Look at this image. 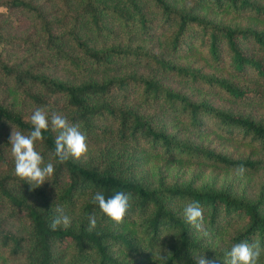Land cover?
I'll return each mask as SVG.
<instances>
[{
  "label": "trees",
  "instance_id": "trees-1",
  "mask_svg": "<svg viewBox=\"0 0 264 264\" xmlns=\"http://www.w3.org/2000/svg\"><path fill=\"white\" fill-rule=\"evenodd\" d=\"M78 9L71 12L62 1L63 11L72 21L71 27L60 33L54 32L56 22L46 19L40 5L32 0H0V42L9 39L2 27L9 21L17 22L15 13H29L37 22L50 49L53 63L85 71L87 67L111 68V61L134 59L151 64L156 69L179 81L192 83L221 93L230 101L248 103L264 101V29L249 26L220 25L190 11L176 9L166 0H153L164 16L162 24H174L168 35L169 44L181 51L188 39V32L195 30L199 46L215 66L229 68L228 73L241 80L253 81L246 86L220 76L177 65L147 50L128 47L94 49L80 37L79 21L87 16L91 29L108 34L102 16H115L124 25L129 22L140 33H149L151 19L145 17L134 0L124 3L134 14L129 19L122 9L105 5L103 0H75ZM216 6L226 4L234 10H245L264 17V6L251 0H210ZM5 20V25H2ZM18 24V22L16 23ZM32 46L31 41H25ZM70 44L76 56L66 46ZM257 55L254 56V55ZM24 65L7 57L0 50V130L14 128L27 135L32 129L30 117H25L7 95L22 99L37 108L65 116L70 123L78 124L87 138H115L121 145L116 152L97 150L86 161L69 159L57 164L52 154L55 150L56 133H43V142H37L36 150L44 162L52 160L54 174L49 181L35 189L15 175L11 145L7 135L0 134V254L23 260V264H197V256L222 264L233 244L247 241L258 242L264 253V197L254 201L233 195L226 190L214 191L192 188L186 185H167L158 180L151 186L135 174V159L127 147L144 146L149 153L169 159H202L224 168L245 170L260 168L262 160L232 158L209 148L194 145L169 134L156 113H140L123 105H114L106 99L120 91L138 88L144 102L165 106L186 121L188 129L195 133L216 131L226 137H240L257 145L264 152V122L250 115L232 113L216 108L205 101L190 97L165 86L157 78L127 74L110 77L103 81L87 80L80 83L63 81L51 74ZM4 98H6L4 100ZM63 98L66 111L56 103ZM114 124L108 130L95 122ZM109 198L116 192L131 194L130 208L119 225L110 223L97 204L92 203L96 192ZM199 202L204 209L207 228L213 233L221 222L239 219V226L230 237L227 249L212 248L208 235L189 225L183 216L184 206ZM57 205L72 218L71 226L52 231L49 227ZM94 215L97 227L87 231L88 216ZM197 231V233H196ZM200 232L201 237H198ZM166 243V244H165ZM124 253L131 259L121 260Z\"/></svg>",
  "mask_w": 264,
  "mask_h": 264
},
{
  "label": "rangeland",
  "instance_id": "rangeland-1",
  "mask_svg": "<svg viewBox=\"0 0 264 264\" xmlns=\"http://www.w3.org/2000/svg\"><path fill=\"white\" fill-rule=\"evenodd\" d=\"M35 4L40 5L45 12L46 19L50 21H58L61 18L63 22H56L54 27L55 33H60L64 29H68L72 25L70 18H66L67 14L63 11L62 1H65L66 7L71 12L78 9L79 4L75 0H32ZM141 8L145 17L151 19L149 24V33H140L138 27L132 22L128 25L122 24L115 16L103 15V25L107 29L108 34L96 35L88 23L87 16L79 21L80 37L86 41L94 49H104L109 47H128L133 50H147L151 53L160 55L177 65L186 66L205 73L206 75H216L226 78L232 82H238L246 86L254 85L251 79L241 80L239 77L228 73L229 68L215 66L210 57L203 52L199 46L198 37L195 36V30L191 29L187 36L188 39L183 44L181 51H175L171 48L168 40L169 33L173 30L174 24L168 26L162 24L164 16L156 7L153 0H134ZM169 6L190 11L200 17L220 25L230 26H249L264 29V17L255 16L245 10H234L226 4L216 6L210 0H166ZM257 4L264 6V0H251ZM105 5L114 6L122 9L129 19H134V14L124 3V0H103ZM18 17L17 22L9 21L5 25L2 20V33L8 37L6 43L0 42V50L3 49L7 57L12 60L21 61L24 65H33L32 68L63 81L72 83H80L87 80L103 81L110 77H121L127 74L135 73L142 76H150L157 78L165 86L179 90L192 100L205 101L216 108L229 110L232 113L250 115L252 118L264 122V101H250L248 103H237L230 101L221 93L212 91L205 87L192 83L179 81L173 76L163 73L149 63L137 61L134 59L111 61L112 67L106 69L87 67L85 71H72L70 68L53 63L51 60L50 49L45 46V37L40 27L29 13H15ZM135 21V19H134ZM25 41H31L32 46L26 45ZM67 50H70L76 56L73 47L68 44ZM254 56L257 57L255 54ZM264 87V82H259ZM7 101L12 103L14 107L22 112L27 118L33 112V106L25 102L20 95L12 97L7 95ZM6 98H4L5 100ZM112 103L114 105H123L140 113H156L160 121L163 123L165 130L175 135L177 139L188 141L194 145L203 148H209L217 153L232 158L262 160L260 168L255 170H246L243 175H238L236 169L224 168L218 164L209 163L202 159H169L165 156H156L149 153L144 146L127 147L129 153L135 159V174L144 183L156 186L158 180L167 185H186L192 188H204L214 191L226 190L229 193L242 197L247 201H254L260 194L264 197V152L255 144L240 137H226L216 131L206 130L201 133H195L188 129L186 121L175 115L165 106L144 102L140 98L138 88H129L125 92L120 91L113 93L106 99H99ZM56 103L61 110L66 111L65 101L60 98ZM46 110V109H45ZM97 126L105 129H114L112 123L95 122ZM13 128L8 130L1 129V135L10 137ZM88 152L80 160L86 161L88 158L94 157L97 150L107 149L116 152L121 145L116 139L111 137L102 139L97 136L87 138ZM239 219L234 218L227 222H221L216 232L209 230L208 225L204 226L207 232L210 246L212 248L227 249L230 245V237L234 230L239 226ZM197 233V231H196ZM201 237L200 232L197 234ZM166 244V243H165ZM121 260L131 259L124 253L119 254ZM261 264H264V253L261 252ZM23 260L9 258L5 252L0 254V264H23ZM224 264V263H222Z\"/></svg>",
  "mask_w": 264,
  "mask_h": 264
},
{
  "label": "clouds",
  "instance_id": "clouds-1",
  "mask_svg": "<svg viewBox=\"0 0 264 264\" xmlns=\"http://www.w3.org/2000/svg\"><path fill=\"white\" fill-rule=\"evenodd\" d=\"M32 129L27 135L16 129H12L9 138L11 156L14 160L15 175L35 189L49 181L54 174L52 160L45 163L43 156L36 150L37 142H43V133L51 130L56 133L55 150L52 154L57 164H64L70 158L79 161L88 152L87 137L80 130L78 124H72L69 120L57 113H49L43 108H37L30 117ZM246 170L243 166L236 169L238 175H243ZM131 194L116 192L109 198H105L102 192H96L92 203L97 204L100 211L108 218L110 223L119 225L123 222L130 208ZM49 227L56 231L63 227L71 226L72 218L67 215L62 206L57 205ZM185 221L197 231H204V209L199 202L192 201L183 208ZM97 227V219L94 215L88 216L87 231L92 232ZM207 235V232H204ZM224 264H261V249L258 242L249 244L247 241L233 244L226 254ZM197 264H215V261L207 260L203 255L197 256Z\"/></svg>",
  "mask_w": 264,
  "mask_h": 264
}]
</instances>
